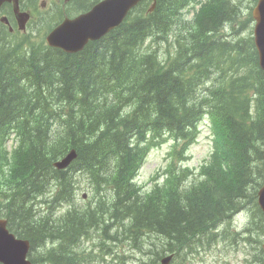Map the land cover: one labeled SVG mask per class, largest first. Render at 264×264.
Masks as SVG:
<instances>
[{"label":"trees","instance_id":"16d2710c","mask_svg":"<svg viewBox=\"0 0 264 264\" xmlns=\"http://www.w3.org/2000/svg\"><path fill=\"white\" fill-rule=\"evenodd\" d=\"M189 3L163 0V11L161 3L148 20L136 18L135 25L122 28L113 39L127 47L114 49L106 60L99 56L101 50L108 49V42L75 55L78 58L42 43L29 50H9L0 42V215L12 223L16 234L30 240L34 249L39 242L43 244L35 255L37 264L87 263L84 246L73 243L100 224L96 216L99 210L135 243H148L151 236L165 241L162 237L178 233L165 245L149 247L144 252L147 264H157L167 252L189 253L241 210L248 209L254 219L264 221L256 203L264 179L262 153L255 152L264 129L261 80V100L257 104L260 115L253 128L246 127V115H235V123L227 110L223 117L224 123L228 119L232 136H239L238 148L247 152L238 164L223 168L213 162L190 186L183 183L186 171L175 173L172 180L150 193L142 194L133 183L148 150L160 144L166 133L176 136L186 126L195 98L185 78L178 76L174 82L171 72L162 73L155 55L135 54L129 43L148 27L158 29V19L171 29L173 20L180 18L182 6ZM219 14L217 11L203 26L212 25ZM152 71L162 76L144 77ZM12 132L18 146L9 159L5 143ZM34 144L40 149L35 150ZM71 148L78 156L68 176L55 170L53 162ZM76 173L85 174L92 181L94 193L103 198L92 212L81 210L52 217L56 206L71 203ZM242 174L251 176L252 188L247 196V191H238ZM52 185H56V191ZM38 201L44 205L42 210L36 206ZM102 230L107 232V226ZM67 238L73 242L66 243Z\"/></svg>","mask_w":264,"mask_h":264},{"label":"rangeland","instance_id":"374dc122","mask_svg":"<svg viewBox=\"0 0 264 264\" xmlns=\"http://www.w3.org/2000/svg\"><path fill=\"white\" fill-rule=\"evenodd\" d=\"M79 2L80 7H86L90 0H77ZM236 2H239L241 4V9L243 11L244 16L249 12V8L253 6L254 0H235ZM224 12V10H222ZM159 19L157 23L159 24ZM218 22L221 21V18L217 19ZM172 27L174 25H171ZM184 32L188 34V29H184ZM1 37V36H0ZM4 43L7 45L6 40L4 39ZM168 47H160L158 51L160 53H165L167 51ZM1 59V56H0ZM148 72V71H146ZM161 77L162 74L151 72L147 73V76H144L145 78L150 77ZM142 101L146 102V99H142ZM221 108L228 111L232 122H236L235 115L236 114L232 107L227 104L225 101L220 104ZM205 124V123H204ZM243 133V131H240V134ZM248 135L245 137L247 139ZM245 146V145H243ZM34 149L39 150L40 147L34 144ZM172 149V142L168 141L164 145H162L159 148L153 149L147 159L143 167L141 168L136 180L139 185L144 186V188L151 187L153 183L157 180H161L163 177V174L168 167L169 163L172 161V157L170 156V152ZM209 150V142L207 140L206 134L203 132L198 140L197 143H195L191 149H190V161L188 163V166L192 169L198 168L200 164L205 159V156ZM239 182V190L247 191V196L250 193V190L252 188L251 183V176L250 174H242ZM73 180L77 183V189H76V199L74 203L78 206H83L82 209H87L89 206H92V189L90 188L87 179L79 174H75L73 176ZM86 194V199L84 200L82 198V195ZM237 195V192L235 191V196ZM243 196V197H245ZM227 197V195L225 196ZM101 198L103 196L101 195ZM108 199V198H107ZM41 202L38 203L40 205ZM108 204V203H107ZM223 205V204H222ZM11 206V203L9 204ZM177 206L176 208H178ZM67 207L63 208V211H66ZM179 210V209H178ZM56 211V207L54 208V212ZM96 216L99 218V220L103 223H108L109 221L112 223V227H107V231L110 235H112L115 238H119L121 242L126 244L128 247L136 248L140 251V255L138 259L135 258L137 255V251H134L135 254L128 253V249L125 245H120L119 247L116 246L115 243L111 242L108 239H105L104 236L101 234V230H96L92 233L90 236V239L88 241L82 242L79 240L78 243L75 239L73 245H78L81 243L82 246H84L85 251L90 252L92 254H95V257L99 259L102 264H116L118 261V257L123 259L127 264H141V261L145 262L147 264L146 260L144 258V252L148 250L149 247L155 248L159 247L160 245H165L167 243V240L173 239L177 236L178 233H175V236H165L162 237L165 241L159 240L154 237H149L148 243H140V242H134L133 240L128 239V237L125 236V233L123 234L120 230L116 229V223H114L111 218H109L108 215H104L101 212H98ZM250 220V214L249 211L246 210L244 212L239 213L236 215L230 222H227L223 224L220 228L216 230L217 237L213 243L210 245H205L203 248L198 249V252L192 255V262L190 264H258L257 258L259 255V246L260 244L257 243H248L244 241V235L242 234V231L246 226H248ZM29 224V223H26ZM22 225H17L19 227H22ZM184 227V224L182 225ZM104 227V226H103ZM102 227V228H103ZM252 230H255L251 232V237L253 240H259L261 236L259 233L256 232V229L253 228ZM104 241L107 246L109 247V250L106 252L109 254H105L101 252V243ZM66 243H72V238H67ZM47 247V245H46ZM43 249V244L39 242L36 252H41ZM153 257V256H152Z\"/></svg>","mask_w":264,"mask_h":264},{"label":"water","instance_id":"95a60500","mask_svg":"<svg viewBox=\"0 0 264 264\" xmlns=\"http://www.w3.org/2000/svg\"><path fill=\"white\" fill-rule=\"evenodd\" d=\"M56 34V33H55ZM55 34H53L48 41L52 45H57L61 40L62 37H57ZM75 158V152L72 151L62 162L56 163L55 165L59 168H64L66 167L73 159ZM260 204L262 208L264 209V188L260 191ZM0 241L2 242L3 245L7 243L13 244V252L12 254L17 257V258H23L25 255L27 249H28V244L27 243H22V242H16L13 240L11 236L7 234V232L3 228V223L0 222Z\"/></svg>","mask_w":264,"mask_h":264},{"label":"bare ground","instance_id":"6f19581e","mask_svg":"<svg viewBox=\"0 0 264 264\" xmlns=\"http://www.w3.org/2000/svg\"><path fill=\"white\" fill-rule=\"evenodd\" d=\"M254 1H255V0H254ZM139 28H140V27H139ZM0 42H1V43H4V38L0 37ZM4 44H5V43H4ZM5 45H6V44H5ZM6 46H7V45H6ZM85 64H86V63H85ZM89 64H90V63H89ZM89 64H88V65H89ZM75 65H76V64H75ZM82 66H83V65H82ZM75 67H76V66H75ZM75 67H74V68H75ZM69 68H70V67H69ZM76 68H77V67H76ZM82 68H83V67H82ZM90 68H91V67H90ZM65 69H66V68H65ZM65 69H64V70H65ZM40 70L42 71L41 68H40ZM68 70H69V69H68ZM79 70H80V69H79ZM71 71H72V70H71ZM73 71H74V70H73ZM73 71H72V72H73ZM75 71H76V70H75ZM85 71H86V70H85ZM68 72H69V71H68ZM92 72H93V71H92ZM40 73H41V72H40ZM66 73H67V71H66ZM87 73H88V72H87ZM63 74H64V73H63ZM42 75H43V74H42ZM42 75H41V76H42ZM71 75H72V74H71ZM61 76H62V75H61ZM89 76H90V75H89ZM44 77H45V76H44ZM72 77H73V76H72ZM84 77H85V76H84ZM40 78H41V77H40ZM68 79H69V78H68ZM66 81H67V79H66ZM67 82H68V81H67ZM69 82H70V79H69ZM65 83H66V82H65ZM56 84H57V83H56ZM68 84H69V83H68ZM74 84H75V83H74ZM67 86H69V85H67ZM59 88H60V87H59ZM65 88H66V87H65ZM80 88H81V87H80ZM61 89H62V88H61ZM67 89H68V88H67ZM74 89H75V88H74ZM68 90H69V89H68ZM91 91H92V90H91ZM91 91H90V92H91ZM53 92H54V91H53ZM80 92H81V91H80ZM54 93H55V92H54ZM80 94H81V93H80ZM60 95H61V94H60ZM85 95H86V94H85ZM70 96H71V95H70ZM76 96H77V95H76ZM82 96H83V95H82ZM86 96H87V95H86ZM65 97H66V96H65ZM80 97H81V96H80ZM85 99H86V98H85ZM88 99H89V98H88ZM15 100H16V99H15ZM62 101H63V100H62ZM64 101H65V100H64ZM57 102H58V101H57ZM70 102H71V101H70ZM81 102H82V101H81ZM66 103H67V102H66ZM78 104H79V103H78ZM27 105H28V104H27ZM10 106H11V105H10ZM21 106H22V104H21ZM21 106H20V107H21ZM23 106H24V105H23ZM70 106H71V105H70ZM78 106H79V105H78ZM78 106H77L76 108H78ZM25 107H26V106H25ZM72 107H73V106H72ZM3 108H4V107H3ZM18 108H19V107H18ZM31 108H32V107H31ZM31 108H30V109H31ZM13 110H14V109H13ZM15 110H16V109H15ZM22 110H23V109H22ZM44 115H45V114H44ZM107 115H108V114H107ZM62 133H63V132H62ZM76 189H77V183H76ZM76 189H75V192H76ZM67 190L69 191V189H67ZM61 192L64 193L63 190H62ZM65 192H66V191H65ZM70 193H71V192H70ZM64 194H65V193H64ZM39 202H40V201H38V202L36 203V206H37V207L39 206V207L41 208V210H42V208H43L44 205H43V204L38 205ZM54 214H55V212L53 211V213H52V217L54 216ZM134 254H135V253H134ZM132 256H134V255H132Z\"/></svg>","mask_w":264,"mask_h":264}]
</instances>
